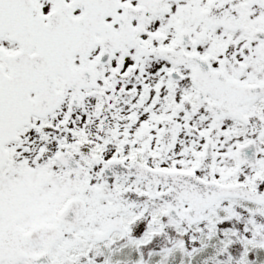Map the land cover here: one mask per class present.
I'll return each mask as SVG.
<instances>
[{"label":"snow or ice","instance_id":"1","mask_svg":"<svg viewBox=\"0 0 264 264\" xmlns=\"http://www.w3.org/2000/svg\"><path fill=\"white\" fill-rule=\"evenodd\" d=\"M0 264H264V0H0Z\"/></svg>","mask_w":264,"mask_h":264}]
</instances>
